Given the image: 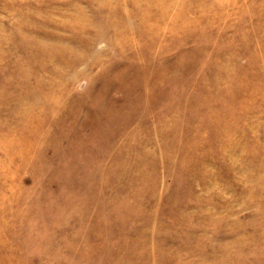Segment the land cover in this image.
Listing matches in <instances>:
<instances>
[{
  "label": "rangeland",
  "instance_id": "obj_1",
  "mask_svg": "<svg viewBox=\"0 0 264 264\" xmlns=\"http://www.w3.org/2000/svg\"><path fill=\"white\" fill-rule=\"evenodd\" d=\"M0 264H264V0H0Z\"/></svg>",
  "mask_w": 264,
  "mask_h": 264
}]
</instances>
